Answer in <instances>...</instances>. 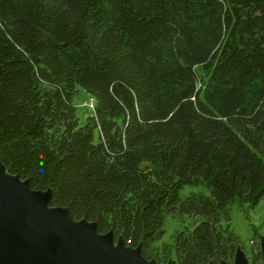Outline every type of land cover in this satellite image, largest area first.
<instances>
[{
    "label": "trees",
    "instance_id": "1",
    "mask_svg": "<svg viewBox=\"0 0 264 264\" xmlns=\"http://www.w3.org/2000/svg\"><path fill=\"white\" fill-rule=\"evenodd\" d=\"M0 159L160 264L230 262L229 204L264 193V0H0ZM166 214L191 222L157 244Z\"/></svg>",
    "mask_w": 264,
    "mask_h": 264
},
{
    "label": "water",
    "instance_id": "2",
    "mask_svg": "<svg viewBox=\"0 0 264 264\" xmlns=\"http://www.w3.org/2000/svg\"><path fill=\"white\" fill-rule=\"evenodd\" d=\"M49 198V188L30 187L0 159V264H160L141 254L140 242L130 246L111 229L100 232L93 220L73 218ZM258 245L264 264L263 235ZM162 264L176 262L167 258ZM208 264L249 263L236 245L230 262Z\"/></svg>",
    "mask_w": 264,
    "mask_h": 264
},
{
    "label": "rangeland",
    "instance_id": "3",
    "mask_svg": "<svg viewBox=\"0 0 264 264\" xmlns=\"http://www.w3.org/2000/svg\"><path fill=\"white\" fill-rule=\"evenodd\" d=\"M91 96L81 88H76L75 97L73 102L75 103L76 113L80 119H82L89 107L88 103L91 100ZM190 191H201L207 193V188L203 184L199 185H182L178 193L180 196L186 195ZM230 209V228L238 235L240 243L243 246V250L248 259L249 263V246L250 238H254L258 242L259 236H264V193L259 198L258 202L253 207H248L246 204L238 203L237 201H232L229 204ZM191 218L188 216H181L178 220H175L169 214H166L164 217V229L165 232L162 235V238L157 241V244L160 242H169L170 235L175 227L181 223L190 224ZM170 258V257H169ZM173 259V258H172ZM256 262L255 264H260Z\"/></svg>",
    "mask_w": 264,
    "mask_h": 264
},
{
    "label": "built area",
    "instance_id": "4",
    "mask_svg": "<svg viewBox=\"0 0 264 264\" xmlns=\"http://www.w3.org/2000/svg\"><path fill=\"white\" fill-rule=\"evenodd\" d=\"M92 103H93V100L91 99L90 102L88 103V107H89V109H91V107H92Z\"/></svg>",
    "mask_w": 264,
    "mask_h": 264
}]
</instances>
